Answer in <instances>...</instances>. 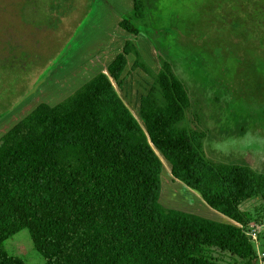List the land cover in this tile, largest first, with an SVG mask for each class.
<instances>
[{
    "label": "trees",
    "instance_id": "1",
    "mask_svg": "<svg viewBox=\"0 0 264 264\" xmlns=\"http://www.w3.org/2000/svg\"><path fill=\"white\" fill-rule=\"evenodd\" d=\"M147 1L133 0L119 28L138 36L133 21H145ZM130 54L153 79L139 104L144 128L112 84L121 86ZM159 61L154 73L127 40L105 73L0 138V264H25L3 249L22 230L44 264H258L240 227L251 209L264 217V174L206 160V135L183 125L187 90ZM158 154L174 180L235 225L163 207Z\"/></svg>",
    "mask_w": 264,
    "mask_h": 264
},
{
    "label": "rangeland",
    "instance_id": "2",
    "mask_svg": "<svg viewBox=\"0 0 264 264\" xmlns=\"http://www.w3.org/2000/svg\"><path fill=\"white\" fill-rule=\"evenodd\" d=\"M145 14L143 23L133 21L142 29L135 37L118 26L133 17V0H0V138L38 105L55 106L105 73L132 40L154 73L161 59L184 85L190 107L183 125L206 135V160L264 174V0H149ZM126 58L121 86L112 84L144 128L139 104L153 79L134 69L133 55ZM159 157L163 207L234 225L174 180ZM250 213L252 221L237 226L264 264V217ZM3 249L25 264H44L27 230Z\"/></svg>",
    "mask_w": 264,
    "mask_h": 264
},
{
    "label": "bare ground",
    "instance_id": "3",
    "mask_svg": "<svg viewBox=\"0 0 264 264\" xmlns=\"http://www.w3.org/2000/svg\"><path fill=\"white\" fill-rule=\"evenodd\" d=\"M167 195H168V194H167ZM167 195H166V197H168ZM164 196H165V195H164ZM162 198H163V197H162Z\"/></svg>",
    "mask_w": 264,
    "mask_h": 264
},
{
    "label": "crops",
    "instance_id": "4",
    "mask_svg": "<svg viewBox=\"0 0 264 264\" xmlns=\"http://www.w3.org/2000/svg\"><path fill=\"white\" fill-rule=\"evenodd\" d=\"M235 225V224H234ZM237 226V225H236Z\"/></svg>",
    "mask_w": 264,
    "mask_h": 264
},
{
    "label": "built area",
    "instance_id": "5",
    "mask_svg": "<svg viewBox=\"0 0 264 264\" xmlns=\"http://www.w3.org/2000/svg\"><path fill=\"white\" fill-rule=\"evenodd\" d=\"M248 236V235H247Z\"/></svg>",
    "mask_w": 264,
    "mask_h": 264
}]
</instances>
